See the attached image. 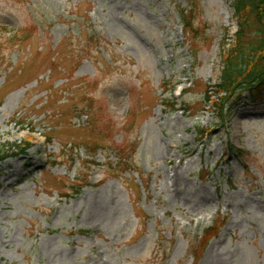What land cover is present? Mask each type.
Here are the masks:
<instances>
[{
    "label": "rangeland",
    "instance_id": "1",
    "mask_svg": "<svg viewBox=\"0 0 264 264\" xmlns=\"http://www.w3.org/2000/svg\"><path fill=\"white\" fill-rule=\"evenodd\" d=\"M190 1L0 0V264H264V93L219 120L232 0Z\"/></svg>",
    "mask_w": 264,
    "mask_h": 264
},
{
    "label": "trees",
    "instance_id": "2",
    "mask_svg": "<svg viewBox=\"0 0 264 264\" xmlns=\"http://www.w3.org/2000/svg\"><path fill=\"white\" fill-rule=\"evenodd\" d=\"M188 1L190 8L180 9L179 15L184 26L192 27L191 13L194 5ZM231 5L238 26L234 42L223 49L219 81L213 87L215 98L210 100L211 96L205 93V98L212 102L222 122H226L229 117L228 109L232 107L230 104L240 100L245 92L249 95L264 93V0H232ZM14 40L11 38L9 42ZM164 104L174 108L175 103L170 101ZM91 108L90 104L89 109ZM197 134L198 141H201L208 131L198 129ZM45 136L49 142L53 138L51 135ZM30 146L28 139L19 143H0V162L11 156L25 154ZM79 187L81 186H75V191H79ZM212 230L213 226L205 230L199 245L206 243L216 233H212ZM193 249L192 255H195Z\"/></svg>",
    "mask_w": 264,
    "mask_h": 264
}]
</instances>
